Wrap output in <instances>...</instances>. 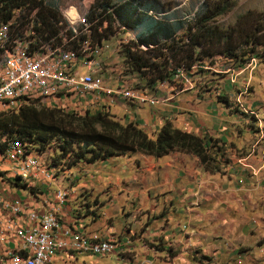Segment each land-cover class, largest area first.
Returning a JSON list of instances; mask_svg holds the SVG:
<instances>
[{"label": "trees", "instance_id": "1", "mask_svg": "<svg viewBox=\"0 0 264 264\" xmlns=\"http://www.w3.org/2000/svg\"><path fill=\"white\" fill-rule=\"evenodd\" d=\"M59 1L0 0V22L11 23L19 36L32 26L41 40L56 38L61 41V33L68 35V31L62 16L65 14L59 11ZM236 3L237 0L207 1L195 23L185 24L158 21L151 16L150 11L165 12L156 0H96L88 18L96 21L95 34L100 40L109 41L123 28L137 32L135 39L121 43L119 51L129 71L145 82L135 88L149 96L173 95L176 98L187 89L164 92L181 78L179 71L189 75L196 66L206 60L212 62L216 57L239 64L241 68L253 57H259L258 49L264 48V16L261 13L253 18L252 13H247L229 29L217 25V19L231 12ZM18 10L20 15L15 14ZM64 10L70 12L73 9L67 7ZM7 39H14V32H7ZM26 52L33 57L43 54V50L26 49ZM162 84H165L163 88ZM21 99L19 112H0V154L6 153L8 144H20L29 154L37 156L54 177V170L48 168L29 145L43 152L55 144L62 158H70V168L80 163L95 165L136 153L162 159L181 152L208 164L207 149L213 146L210 144L212 138L206 140V137L176 128L168 119H164L159 132L151 137L141 128L140 122L116 120L108 104L97 103L96 110H90L94 105L90 104L84 108V114H78L76 110L58 105H42L39 103L42 98ZM219 99L220 103L230 107L227 97L220 96ZM149 107L156 111L160 106ZM0 175L4 174L0 172ZM18 178L9 179L12 186H17ZM4 181L6 183V179ZM27 190H35L33 181L27 183Z\"/></svg>", "mask_w": 264, "mask_h": 264}, {"label": "rangeland", "instance_id": "2", "mask_svg": "<svg viewBox=\"0 0 264 264\" xmlns=\"http://www.w3.org/2000/svg\"><path fill=\"white\" fill-rule=\"evenodd\" d=\"M156 1L161 4L165 11L164 13L150 11L149 14L156 20L180 21L185 24H193L207 1L218 2L220 0ZM69 4H75L78 6L80 13L86 15L89 14L91 8L94 7L96 0H60L58 3L60 13L62 10L66 16V20H73V10L70 12L64 10ZM247 13H252L251 18L260 13L264 16V0H237L236 6L231 12L217 19V25L223 29H229L235 26L239 18ZM15 14L20 15V11L18 10ZM33 16L34 13L31 15V18ZM135 38L134 31L123 28L118 30V34L108 41L110 50L102 57L104 61L103 71H106L109 77L107 78V84L116 85L119 83L118 80H120L127 86L134 88L139 87V84L145 85V82L138 75L129 71L123 56L119 53L121 43ZM142 49L144 48L142 47ZM257 54H259V57L252 58L256 60L255 65H248L252 61V59H250L248 61L249 63L241 66V68L239 64L221 57H216L212 62L211 60H206L207 62H203L202 65L196 66L189 75H186L192 83V90L187 89L188 84H186L181 77L175 85L170 86L167 92H164L168 94L172 89L178 92L182 87L187 89L185 90L186 92L181 94V98L179 99L180 103L188 99V101L181 105V115L186 113L185 110L196 105L211 113L212 122L207 123V126L210 127L213 136L205 134V130L198 128L199 122L194 124L195 122L193 123L191 118H186V126L181 127V124L177 122L174 125L176 128L191 131L193 134L195 133L206 137V140L212 138L213 141H211L210 144L213 146L207 149L209 158L208 164H203L196 156L181 152L172 153L169 155L172 156V160H168L171 164H174L177 159L183 158L189 168H194L196 171H199L201 183L208 180L205 176L209 173L220 182H223V184H226V163L231 159L227 157V153L235 150H232L231 142L233 140H239L240 136L244 135V132L249 127V129H252L251 133L244 140L240 149L242 150L241 152L246 151L251 148V144L255 140V138H251L255 137L254 129L257 127L259 131L264 130V48H259ZM237 68L242 70L238 72L239 69ZM230 69L236 71V84H231L228 79ZM193 91L197 92L193 94ZM220 96L228 98V102L231 104L230 107L220 103ZM39 103L42 105L44 103L48 106L58 105L67 110H76L78 114H84V108L89 104H97L99 102L89 101V103H87L88 105H86V103L71 104L70 102L56 101L53 99L52 95L51 98H44ZM209 103L214 104V106L209 105ZM219 103L224 106L222 110L215 106V104ZM96 104L89 109L96 110V108H98ZM129 104L131 103H121L117 101V103L111 104L110 112L115 116L116 120L122 123L130 122L129 119L131 117H133V120H131L132 122H137L140 118L146 122L148 119L150 123L147 122L148 125L145 126L143 125L144 122H142L141 128H143L149 136L154 137L160 130L158 119L154 120L152 117L156 115L152 113L154 109L137 107L134 104L130 106ZM20 106L21 105L18 104V99H13L11 102L0 105V112H19ZM231 111L234 114L230 115ZM199 120L203 119L199 118ZM155 122L158 127L152 124ZM229 124L232 125L230 126L232 128L229 127ZM223 127L231 129L229 132L232 133H221L220 131H222ZM233 136L234 139H232ZM220 138H225L228 143H223ZM29 147L33 152L39 153L41 160L45 165L49 166L48 168H52L55 173V177L52 180L53 186L50 191H46L44 185L40 189L45 192H51V194H54L56 190L72 189L73 195L72 197L70 196V202L68 203L76 208L75 213L83 212L90 215L89 217L94 221L98 219L99 221H96V226L107 234L115 235L117 233L116 235H121L130 232L131 230L128 229L130 227L131 229L142 228L144 221L141 220H145L146 218L145 211L147 208L145 207L148 202L147 200L160 195L163 191L162 189L151 191V178L146 177L145 171L142 169V164L144 165L145 163L144 158L150 156L144 154L136 153L134 155L115 159L117 162L112 165H117V168L107 171L108 174L106 176L108 179L105 184L110 182V185H116V187H108V189H106L105 184L103 187V183L101 184L98 179V176H100L98 172L100 163H97V165L95 164V167L87 163H80L70 168L68 165V163L71 162L70 158H62L55 144L47 147L43 152L37 151L36 147L32 145H29ZM138 165L141 166V169H137ZM0 172L2 173L1 170ZM176 172H178V170ZM174 173L175 172H171V174H173L172 179L174 178ZM116 176H118L120 180L117 181ZM153 180H155L154 186L157 184H165V182L161 180L160 175H156ZM0 184L5 186L1 180ZM9 185L12 186L10 182ZM181 185L182 184H179V186ZM148 192L151 193V195H149ZM158 198L161 197L158 196ZM140 209L141 211L136 212V210ZM221 209L222 208H220V210ZM224 215L226 216V209ZM94 260L99 259L96 257L87 258L89 262ZM100 264H125V261L117 256H111L106 259H100Z\"/></svg>", "mask_w": 264, "mask_h": 264}, {"label": "crops", "instance_id": "3", "mask_svg": "<svg viewBox=\"0 0 264 264\" xmlns=\"http://www.w3.org/2000/svg\"><path fill=\"white\" fill-rule=\"evenodd\" d=\"M167 22L175 23V21ZM136 35L137 32L134 31V36ZM180 96L181 94H178L175 100L158 107L155 112L153 110L152 113L156 115L152 117L154 120L158 119L159 129L163 126L164 119L170 120L174 125L177 122L183 127L187 125L186 118H191L194 124L199 122L198 128L205 130V134L213 136L210 127L207 126V123L212 122L211 113L196 105L185 110V116L181 115V105L188 99L180 103ZM118 102L125 103L123 100ZM104 104L111 106V102H104ZM129 105L133 106V104ZM209 105L214 106L212 103ZM215 106L220 110L224 107L220 103ZM232 114L234 113L231 111L230 115ZM129 120L132 122L133 117ZM144 121L140 118L137 122L142 125ZM147 122L150 123L147 119L143 125L147 126ZM152 124L158 127L156 122ZM230 126L232 125L229 124ZM229 130L231 129L223 127L220 132L229 134ZM251 130L248 127L239 140L231 142L232 150H235L227 153V157L231 159L229 158L230 161L226 163V184L209 173L205 176L208 180L201 183L199 171L189 168L183 158L171 164L169 161L172 160V156H167L165 159L145 157L142 169L145 171V176L151 178L152 190H150L162 189L163 191L160 195L147 200L146 218L141 220L144 221L143 227L139 229L130 227L128 229L131 231L125 234L104 233L96 226L98 219L94 221L89 217L90 215L83 212L75 213L76 208L68 203L70 196L73 195L72 189L67 187L70 191L59 190L61 194L69 196L61 212L64 223L69 226V233L82 231L91 236L121 242L123 247L104 257L77 254V260L69 259L67 253H58L56 264H81L82 262L83 264H100V259L111 256L122 258L125 264H264V130L259 131L256 127L255 137H251L255 138L251 148L241 152V146ZM220 140L228 143L225 138ZM0 157H2L1 154ZM115 159L99 162L98 179L101 184L103 183V187L108 179L107 171L117 168V165H112L117 162ZM137 169H141V166L138 165ZM171 172H175L173 179ZM156 175H160L165 184L154 186L153 179ZM12 176L10 175L11 179L16 178ZM0 180L6 186L4 175H0ZM116 180L120 178L116 176ZM32 181L35 185L34 179ZM110 184V182L105 184V188L116 187ZM179 184L182 185L179 186ZM3 238H5V232L0 239ZM92 257L99 260L87 261V258Z\"/></svg>", "mask_w": 264, "mask_h": 264}, {"label": "built area", "instance_id": "4", "mask_svg": "<svg viewBox=\"0 0 264 264\" xmlns=\"http://www.w3.org/2000/svg\"><path fill=\"white\" fill-rule=\"evenodd\" d=\"M68 7L73 9V20H66L62 15L68 35L62 32L61 41L56 38L41 40L32 26L19 36L11 23L0 22V104L18 97L44 99L46 92H53L56 101L71 104L89 101L114 104L123 100L138 106H162L175 100L173 95L149 96L120 80L116 85L107 84L109 77L103 71L102 57L110 50L108 40L97 38L96 21H91L88 14H81L75 4ZM7 32H14V39H7ZM25 49L43 50V57L27 61ZM255 64L256 60L252 59L248 65ZM235 72L229 70L232 83H235ZM179 73L188 84L187 89L192 90L187 76L182 71ZM164 86L162 84V88ZM18 154L24 152L12 147L10 165L0 163L6 179V186H0V231H5V238L0 239V264H56L58 253H67L69 259L77 260V254L104 257L123 247L121 242L82 231L69 233V226L61 215L69 196L59 190L51 194L40 189L44 185L46 191H50L53 183L48 172L36 166L34 160L31 166H24V161H20L23 170H16L12 156ZM18 171H25V178H18L17 186H10V175L18 176ZM27 178H34L35 190H27ZM25 210H33V218H24ZM39 217L57 219V232L43 235L45 224H39ZM2 219H9L8 227H1ZM7 229H14V236H7ZM18 251H25V259H18Z\"/></svg>", "mask_w": 264, "mask_h": 264}, {"label": "bare ground", "instance_id": "5", "mask_svg": "<svg viewBox=\"0 0 264 264\" xmlns=\"http://www.w3.org/2000/svg\"><path fill=\"white\" fill-rule=\"evenodd\" d=\"M40 57H43V54L37 57H33L27 54L25 49V59L27 61H35L39 60ZM53 95V92H46L44 95V98H51ZM23 97H18L15 99H18V104L22 102ZM31 99H41L42 97H29ZM51 100V99H50ZM6 104V103H2ZM0 104V105H2ZM21 105V104H20ZM12 147H18V152H24V154H18V156H12V165L15 166L16 170H23V163L20 161H24V166H31L32 160L36 161V166H39L43 171L48 172V176L51 177V181L54 179V175L47 171L45 166L43 167L39 158L37 156H34L32 154H29L27 150L20 144L16 143H10L7 146L6 153L1 154L2 157H0V163L3 165H10V157L12 154ZM2 173H4V170H1ZM14 177H20L25 178V171H18V176L13 175ZM12 176V177H13ZM15 179V178H14ZM34 178H27V183L31 182ZM24 218H33V210H25L24 211ZM39 224H45L43 226V235H50L53 233H56L59 228V221L57 219H49L47 220V217H39ZM9 226V219H2L1 220V227H8ZM5 231H0V238L2 236V233ZM7 236H14V229H7ZM116 252V251H114ZM109 254H104V256H107ZM18 259H25V251H18ZM50 262H45V264H49Z\"/></svg>", "mask_w": 264, "mask_h": 264}]
</instances>
